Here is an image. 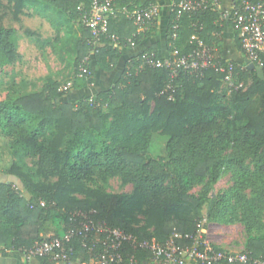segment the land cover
Returning a JSON list of instances; mask_svg holds the SVG:
<instances>
[{
    "label": "trees",
    "instance_id": "1",
    "mask_svg": "<svg viewBox=\"0 0 264 264\" xmlns=\"http://www.w3.org/2000/svg\"><path fill=\"white\" fill-rule=\"evenodd\" d=\"M7 1L13 3L11 16L16 22L25 16L28 3L41 1L58 11H67L68 21L78 23L79 6L86 11L91 2ZM117 6L132 10L147 5L140 4V0L132 4L118 0ZM3 10L6 5L0 0V19L5 17ZM212 14L215 12L184 15L175 42L187 41L196 33L193 25L199 23L203 30L198 35L206 44V21ZM173 19L171 13L168 42L173 40ZM155 21L138 31L122 15L111 19L108 34L117 37L115 43L105 36L93 40L82 26L73 62L77 84L62 90L47 76L43 93L13 90L0 102V134L15 139L38 159L34 176L15 164L7 171L0 169V174L8 178L0 182V246L23 255L24 250L43 239L39 236L46 222L56 226L54 236L64 233L69 213L75 210H92L96 219L110 227L121 228L138 240L163 243L174 234H194L204 219L202 208L207 205L208 223L242 225L248 236L244 251L264 256V80L257 78V66L233 63L234 82L243 86L229 92L234 115L223 113L226 108L221 103V92L226 88L222 73L209 69L201 74L179 72L171 77L167 70L147 64V56L159 59L154 48L127 62L109 90L93 97L80 96L76 102L62 100L69 90L92 86V62L101 71L111 72L121 50L131 47L127 41L137 45L152 34ZM26 34L30 35L28 31ZM95 42L100 46L96 47ZM186 46L184 53L190 50L189 41ZM16 57L15 31L0 28V67L12 64ZM260 57L264 78V56ZM87 62H91L90 67ZM154 135L165 137L167 159L148 157ZM248 157L250 166L246 164ZM227 173L233 180L230 190L210 198L212 185ZM96 174L103 186L119 178L122 186L131 185L132 190L128 194L105 192L97 185ZM203 183L197 197L188 194ZM40 201L45 203L42 208ZM59 224L64 225L61 234ZM74 246V259L87 261L86 251L77 243ZM3 249L0 252L6 256ZM123 252L135 254L142 264L144 252L126 245ZM37 260L41 264L51 262Z\"/></svg>",
    "mask_w": 264,
    "mask_h": 264
},
{
    "label": "built area",
    "instance_id": "2",
    "mask_svg": "<svg viewBox=\"0 0 264 264\" xmlns=\"http://www.w3.org/2000/svg\"><path fill=\"white\" fill-rule=\"evenodd\" d=\"M117 1L91 0L86 11L83 5L79 6L80 22L90 31L93 40L105 36L115 43L117 37L108 34V25L111 19L120 15L130 20L138 31L147 28L158 16V8L154 5L128 10L126 7H118ZM170 4V11L174 14L171 38L176 40V31L184 15L217 12L220 0H171ZM221 22L230 23L236 32L240 51L248 65L262 66L260 56H264V0H238L231 12L221 16ZM193 26L196 33L190 37L189 51L166 61L153 60V55H150L146 58L147 64L167 70L171 77H176L179 72L201 74L213 69L224 75L223 84L228 92L241 89L242 84L234 82L236 68L233 63L217 59L213 50L198 35L203 30V25L195 23ZM127 42L131 47L135 46L131 40ZM243 69L240 68L241 71ZM39 206L42 208L45 203L40 201ZM68 222L64 233L35 242L23 251V257L27 260L44 258L64 264H141L135 254L123 252L126 245L134 251L145 253L142 264H264V256L256 257L244 250H217L205 238V230L200 223L194 234H174L159 243L154 240H138L121 228L110 227L104 221L96 219L92 210L72 211ZM74 243L86 251L87 261L74 259Z\"/></svg>",
    "mask_w": 264,
    "mask_h": 264
},
{
    "label": "rangeland",
    "instance_id": "3",
    "mask_svg": "<svg viewBox=\"0 0 264 264\" xmlns=\"http://www.w3.org/2000/svg\"><path fill=\"white\" fill-rule=\"evenodd\" d=\"M3 4L6 5V10H3L6 14L0 19V28H10L15 31L17 57L12 64L0 67V102L13 90L20 93H43L47 76L52 77L62 90L77 84L73 78V62L76 56L75 44L81 39L82 24L68 21L70 15L67 11H58L41 1L28 3L24 9L25 16L21 17L20 22H16L11 16L13 3L3 0ZM26 31L30 35L26 34ZM95 46H100V43L96 42ZM87 64L90 67L91 62ZM261 68V66L256 68V76L264 80ZM77 92L69 90L62 100L76 102L79 98ZM221 93L223 95L221 103L226 108L223 113L234 115L229 104L231 95L226 89H223ZM219 123L223 124V120ZM165 143V137L154 135L148 148V157L167 159ZM37 162V157L23 150L15 143V139L0 134L1 170L7 171L12 164H15L22 171L34 176ZM250 162L251 158L248 157L246 164L250 166ZM163 170L166 171V169ZM98 176V174L95 175L96 183L102 186L105 192L128 194L132 190L131 185L122 186L119 178H112L106 186H103ZM232 181L230 173L223 175L212 185L209 197L223 196L232 187ZM205 183L195 186L188 194L197 197ZM246 194L248 195L249 192ZM206 210L207 205H204L202 208L204 219L200 225L205 230V238L208 242L224 250L243 251L248 239L244 227L238 223L233 225L208 223L205 220ZM262 222L264 223V216ZM52 225L53 223L48 221L44 228L49 229ZM57 228L59 233L63 231L62 224H59Z\"/></svg>",
    "mask_w": 264,
    "mask_h": 264
},
{
    "label": "crops",
    "instance_id": "4",
    "mask_svg": "<svg viewBox=\"0 0 264 264\" xmlns=\"http://www.w3.org/2000/svg\"><path fill=\"white\" fill-rule=\"evenodd\" d=\"M128 4H132L134 0H123ZM238 0H220V7L215 14L210 15L206 21L208 24L205 35V42L210 47L214 54L225 61L235 63L239 66L248 65L247 59L243 56L237 44L236 32L231 27L230 23H222L221 16L231 12L232 8L237 4ZM171 0H140L142 5H154L158 8V16L156 18L152 34L141 40L133 47H126L121 50V55L117 65L111 72L101 71L96 64H91V69L94 73V82L89 89L78 90L80 96L93 97L97 93L109 90L119 79L125 65L132 59H137L138 56L144 54L147 50L156 49V55L160 60H169L179 54H182L187 49V41L172 40L168 42L167 31L170 23V4ZM251 67V65H249ZM223 86H221L222 88ZM8 178L0 174V182H7ZM46 224V223H45ZM44 224V225H45ZM41 229L40 236L48 237L55 234V226L51 228ZM64 226V225H63ZM62 233V231H61ZM59 233V234H61ZM44 234V236H43ZM4 246H0V251ZM6 256L0 252V264H41L37 259H25L17 251L11 249H3ZM47 264H64L49 262Z\"/></svg>",
    "mask_w": 264,
    "mask_h": 264
},
{
    "label": "water",
    "instance_id": "5",
    "mask_svg": "<svg viewBox=\"0 0 264 264\" xmlns=\"http://www.w3.org/2000/svg\"><path fill=\"white\" fill-rule=\"evenodd\" d=\"M251 67H253V65H251Z\"/></svg>",
    "mask_w": 264,
    "mask_h": 264
}]
</instances>
